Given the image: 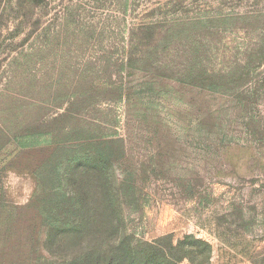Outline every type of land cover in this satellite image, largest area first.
<instances>
[{"label":"rangeland","instance_id":"obj_1","mask_svg":"<svg viewBox=\"0 0 264 264\" xmlns=\"http://www.w3.org/2000/svg\"><path fill=\"white\" fill-rule=\"evenodd\" d=\"M70 152L108 157L134 245L264 264V0H0V264H69L41 211Z\"/></svg>","mask_w":264,"mask_h":264},{"label":"trees","instance_id":"obj_2","mask_svg":"<svg viewBox=\"0 0 264 264\" xmlns=\"http://www.w3.org/2000/svg\"><path fill=\"white\" fill-rule=\"evenodd\" d=\"M96 155L102 164H95V158L77 159L70 152L64 159L69 164L68 169L73 168V171L60 173L59 167L54 169L62 176L57 175V184L48 189L50 196L41 211L49 252L53 247H72L70 254L64 257L70 260L69 264H182L188 260L179 247L167 248L158 242L139 246L126 238L120 225L118 189L106 163L108 157L101 153ZM6 232L7 227L0 228V238ZM11 236L10 233L8 239ZM4 249H0V254Z\"/></svg>","mask_w":264,"mask_h":264}]
</instances>
